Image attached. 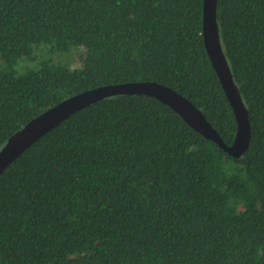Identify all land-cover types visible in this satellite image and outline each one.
I'll use <instances>...</instances> for the list:
<instances>
[{
    "label": "trees",
    "instance_id": "1",
    "mask_svg": "<svg viewBox=\"0 0 264 264\" xmlns=\"http://www.w3.org/2000/svg\"><path fill=\"white\" fill-rule=\"evenodd\" d=\"M202 3L0 0V149L63 100L134 82L187 98L230 146ZM216 21L247 151L226 155L147 96L81 109L0 176V264H264V0H217Z\"/></svg>",
    "mask_w": 264,
    "mask_h": 264
},
{
    "label": "water",
    "instance_id": "2",
    "mask_svg": "<svg viewBox=\"0 0 264 264\" xmlns=\"http://www.w3.org/2000/svg\"><path fill=\"white\" fill-rule=\"evenodd\" d=\"M217 0H203L202 41L208 60L216 74L224 96L232 111L236 131L230 146L187 98L155 82H134L97 87L71 96L41 113L15 132L0 149V176L25 150L68 117L101 100L115 96H147L176 113L194 132L214 143L226 155L239 159L248 149L250 123L237 86L223 53L216 21Z\"/></svg>",
    "mask_w": 264,
    "mask_h": 264
},
{
    "label": "rangeland",
    "instance_id": "3",
    "mask_svg": "<svg viewBox=\"0 0 264 264\" xmlns=\"http://www.w3.org/2000/svg\"><path fill=\"white\" fill-rule=\"evenodd\" d=\"M73 58H74L75 63L72 65V67H78L79 65L77 63V57L74 56Z\"/></svg>",
    "mask_w": 264,
    "mask_h": 264
}]
</instances>
